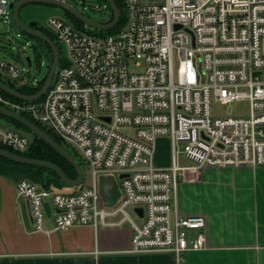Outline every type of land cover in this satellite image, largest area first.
Returning a JSON list of instances; mask_svg holds the SVG:
<instances>
[{"label": "built area", "instance_id": "1", "mask_svg": "<svg viewBox=\"0 0 264 264\" xmlns=\"http://www.w3.org/2000/svg\"><path fill=\"white\" fill-rule=\"evenodd\" d=\"M122 2L127 22L111 36L50 16L44 26L60 45L63 65L44 100L0 94V106L51 130L94 177L74 194H52L28 180L18 182L17 193L29 202L37 231H45L44 201L51 198L56 232L128 224L130 253H170L185 264L186 253L206 246V219L180 216L179 179L201 168L264 167V0ZM10 10V1L0 0L8 23ZM21 62L0 60V75L18 86L37 85L26 58ZM235 102L248 103L249 113L214 114V104ZM160 138L172 144L168 168L155 163ZM0 145L25 152L30 140L0 126ZM179 154L192 164L180 165ZM99 174L127 175L112 209L100 206Z\"/></svg>", "mask_w": 264, "mask_h": 264}, {"label": "crops", "instance_id": "2", "mask_svg": "<svg viewBox=\"0 0 264 264\" xmlns=\"http://www.w3.org/2000/svg\"><path fill=\"white\" fill-rule=\"evenodd\" d=\"M164 144L171 150L166 161L158 155ZM172 158L170 139L160 138L156 165L168 168ZM185 161L183 165L192 164ZM21 180L39 188V181L25 168L0 163V264L5 259L9 264H178L170 253H130L128 224L54 231L51 198L44 201L45 231H37L29 202L17 193ZM99 181L95 180L100 206L116 207L122 198L121 180L102 174ZM176 206L182 217L206 219V246L186 253L185 264H264V167L191 170L179 179ZM198 233L191 231L190 238Z\"/></svg>", "mask_w": 264, "mask_h": 264}, {"label": "trees", "instance_id": "3", "mask_svg": "<svg viewBox=\"0 0 264 264\" xmlns=\"http://www.w3.org/2000/svg\"><path fill=\"white\" fill-rule=\"evenodd\" d=\"M104 1L107 4H109L107 2V0H104ZM115 1L117 3V6L119 7V9L121 10L122 16H121L120 22L117 24V26L114 27L113 29L109 30V31L92 30V29L88 28L82 21H80L78 18H76L73 14H71L68 11H65L66 17L64 19L68 23L72 24L73 27L79 31L91 33V34H94L97 36H102V37L115 35L125 27L126 22H127V18L125 15V8H124V4H123L122 0H115ZM111 10H112V8H111ZM113 20H114V12L112 10L111 17L104 23L110 24L111 22H113ZM39 29H40L39 31H42L43 33H45L50 39H52V41H54V43L57 44V46L60 50L59 66H62L63 65V58L61 55L62 51H61V48L59 46V43H58L55 35L53 33H51L49 30H47L44 25H41ZM21 33L25 34L30 40L33 41L32 47L34 48V50H35V52L39 58L41 57V50H43L46 53V57L49 61V66H48V68H49L48 73H49L52 62H53V51H52L51 47L46 42H44L43 40H41L39 38L27 35L24 32H21ZM47 77H48V74L45 76V78H43L41 81H39L37 83V85L18 86L15 82L10 81L9 79L3 77L2 75H0V81H2L3 83L7 84L11 88L17 90L18 92H20L22 94L34 96L40 92V90L42 89L43 85L45 84V82L47 80ZM0 94L3 95L5 98L10 99L12 101L22 102V100L9 95L8 93L2 91L1 89H0ZM43 100H44V96L41 99L34 101L32 103H40ZM20 114L22 116H24L25 118H27L28 120H30L31 122H33L34 124H36L41 130L46 132L48 135H50L57 143H59L66 150H68L80 162L81 166L84 167L83 166L84 161L79 156V154L74 149H72L70 146H68L60 137L55 135L51 130H49L47 127H45L41 123L37 122L31 115L24 113V112H21ZM0 125L3 126L4 128L11 127V129H13V131L19 133L22 136L27 137L30 140V146H29L28 150L25 152L14 151L10 147L4 146V145H0V149L9 150L15 154H18L20 156H24V157H27L30 159L42 160V161H47V162L53 163V164L59 166L70 179H72V180L77 179L78 171L75 168V166H73L64 156H62L53 147H51L45 140H43L42 138H40L39 136L34 134L30 129H28L27 127H25L21 123L15 121L9 117L3 116L1 114H0ZM27 134L31 135V138L28 137ZM0 163H5V164H10V165L25 168L39 181V188L41 190L53 192V189H55L57 187H62L63 185H66L62 181L60 176L57 173L53 172L52 170H49L46 168H41V167H36V166L18 164V163H15V162L9 160L8 158H6L4 156H0ZM84 181H85V178L82 182V185L84 184ZM32 183H34V182H32ZM34 184H36V183H34ZM81 188H83V187H81Z\"/></svg>", "mask_w": 264, "mask_h": 264}, {"label": "rangeland", "instance_id": "4", "mask_svg": "<svg viewBox=\"0 0 264 264\" xmlns=\"http://www.w3.org/2000/svg\"><path fill=\"white\" fill-rule=\"evenodd\" d=\"M11 3H19L21 0H9ZM70 4L84 14L90 20L104 23L112 15V10L104 0H62ZM10 22H5L2 17H0V60L17 63L22 67L21 60L30 57L32 60V66H26L25 69H30L31 77L36 80V82L41 81L48 74L49 61L46 57V53L41 50V57L39 58L34 50L33 41L30 40L25 34H22L14 20L13 12ZM62 10L57 7L45 4H29L22 8L21 18L24 20L35 19L40 22L41 25H45L50 16L61 17ZM214 114L221 115L223 117H236L242 116L249 113V104L245 102H235L228 105L214 104L213 105ZM1 126V125H0ZM3 127V126H1ZM6 127V126H5ZM4 128V127H3ZM11 129V127H7ZM13 130V129H11ZM31 138V135L27 134ZM169 139V138H168ZM161 150H159V158L165 161L169 159L171 150L169 145L164 144ZM180 148L183 145L180 144ZM186 161L184 157L179 154V164L183 165ZM84 184L81 187H90L94 182V177L91 169L84 163ZM100 175L96 177L97 183L100 182ZM119 177L118 175L112 174ZM79 187H70L68 185H63L62 187H57L53 189L52 194H74L81 191ZM133 212V211H132Z\"/></svg>", "mask_w": 264, "mask_h": 264}, {"label": "water", "instance_id": "5", "mask_svg": "<svg viewBox=\"0 0 264 264\" xmlns=\"http://www.w3.org/2000/svg\"><path fill=\"white\" fill-rule=\"evenodd\" d=\"M107 2L109 3L110 7L112 8L114 12V20L110 24H105V23H100V22L90 20L84 14H82L79 10H77L75 7L71 6L70 4L62 0H21L17 4L11 3L10 9L13 12V17H14V20L16 22V25L19 31L24 32L27 35L39 38L43 40L44 42H46L53 51V62H52L50 71L48 73L47 80L38 94L34 96L22 94L18 92L17 90L11 88L7 84L3 83L2 81H0V89L8 93L9 95L15 98H18L22 101H26V102L37 101L41 99L47 93L49 87L51 86L53 82L54 76L59 66L60 51H59L58 46L45 33L34 29L36 25L40 24L39 21L37 20L33 21L29 25H26L24 23V21L21 18V10L24 6L29 5V4H45V5L55 6L64 11L70 12L76 18L82 21L88 28L92 30L109 31L113 29L114 27H116L117 24L120 22L122 13L119 7L117 6V3L115 0H107ZM26 62L29 66H32V60L30 57H26ZM0 114L21 123L28 129H30L34 134H36L37 136L45 140L51 147H53L57 152H59L62 156H64L73 166H75V168L78 171V177L76 180H72L65 174V172L59 166L53 163L42 161V160L30 159V158L15 154L9 150L0 149V156H4L8 158L9 160L15 163H18V164L36 166V167H41V168L52 170L53 172L57 173L60 176V178L66 185L70 187L76 188L82 185V182L84 180L83 167L81 166L80 162L68 150H66L63 146L57 143L50 135H48L46 132L41 130L36 124H34L30 120L22 116L20 113H17L13 110L0 106ZM126 176L127 175L125 174L121 175L119 176V179L121 180ZM138 212L141 213L142 209H138ZM2 264H9V260L5 259Z\"/></svg>", "mask_w": 264, "mask_h": 264}, {"label": "flooded vegetation", "instance_id": "6", "mask_svg": "<svg viewBox=\"0 0 264 264\" xmlns=\"http://www.w3.org/2000/svg\"><path fill=\"white\" fill-rule=\"evenodd\" d=\"M61 10H62V9H61ZM62 11H63V12H62L61 17H62V18H65V17H66L65 11H64V10H62ZM22 20L24 21V23H25L26 25H29L31 22L36 21L35 19H31V20H24V19H22ZM40 26H41V24L36 25V26L34 27V29H35V30H40V29H39Z\"/></svg>", "mask_w": 264, "mask_h": 264}, {"label": "bare ground", "instance_id": "7", "mask_svg": "<svg viewBox=\"0 0 264 264\" xmlns=\"http://www.w3.org/2000/svg\"><path fill=\"white\" fill-rule=\"evenodd\" d=\"M62 18V17H61ZM54 42V41H53ZM57 45V44H56ZM60 46V45H59ZM60 51V50H59Z\"/></svg>", "mask_w": 264, "mask_h": 264}]
</instances>
